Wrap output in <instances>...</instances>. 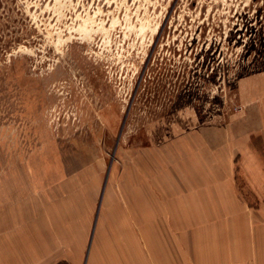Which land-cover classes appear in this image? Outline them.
Masks as SVG:
<instances>
[{
	"label": "rangeland",
	"instance_id": "1",
	"mask_svg": "<svg viewBox=\"0 0 264 264\" xmlns=\"http://www.w3.org/2000/svg\"><path fill=\"white\" fill-rule=\"evenodd\" d=\"M263 122L264 0H0V264L101 202L207 263L264 209Z\"/></svg>",
	"mask_w": 264,
	"mask_h": 264
},
{
	"label": "crops",
	"instance_id": "2",
	"mask_svg": "<svg viewBox=\"0 0 264 264\" xmlns=\"http://www.w3.org/2000/svg\"><path fill=\"white\" fill-rule=\"evenodd\" d=\"M148 213L149 221L143 227L131 222L129 216L123 217L125 213L119 218L113 212L106 213L101 202L93 224L87 223L85 228L76 231L82 235L80 239L75 241L68 236L64 242L40 240L22 253L24 259L17 264H57L60 260L70 264H186L182 244L177 246V258L172 261L169 243L164 242L167 235H163L164 231L168 234L170 226L162 215L156 225L163 242H154V211ZM239 215L231 217L221 236V249L209 252V261L205 264H264V209ZM55 249L66 253L54 256ZM1 263L7 264L4 260Z\"/></svg>",
	"mask_w": 264,
	"mask_h": 264
},
{
	"label": "trees",
	"instance_id": "3",
	"mask_svg": "<svg viewBox=\"0 0 264 264\" xmlns=\"http://www.w3.org/2000/svg\"><path fill=\"white\" fill-rule=\"evenodd\" d=\"M59 264H65V261H61V262H59Z\"/></svg>",
	"mask_w": 264,
	"mask_h": 264
}]
</instances>
